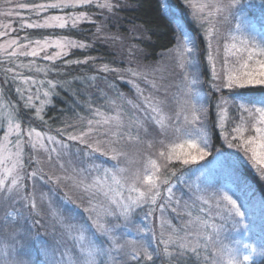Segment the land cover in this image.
<instances>
[{"label":"snow or ice","instance_id":"6c2138e0","mask_svg":"<svg viewBox=\"0 0 264 264\" xmlns=\"http://www.w3.org/2000/svg\"><path fill=\"white\" fill-rule=\"evenodd\" d=\"M6 2L8 6L0 10V17L8 18L7 23H0V111L7 110L0 119V166L10 162L11 167L0 173V223L15 225L13 235L24 238L31 234L29 219L35 226L50 216L54 225L60 226V239L51 249L45 244L43 261L21 257L5 260L4 264H157L164 258H168L167 264H250L256 247L245 245L251 251L242 260L237 259L221 237L228 217L234 226L243 223L245 217L233 198L239 184L234 164L243 160L264 179V92L247 96L238 91L264 88V39L258 41L244 20H238L235 27L230 25L240 0H183L202 30V40L198 45L178 24L180 35L163 54L172 57L180 70L179 90L171 96L168 87L163 83L158 87L155 80L156 73L163 69H120L98 63L102 58L91 55L70 58L77 51L92 49L97 41L121 40L120 36L106 35L105 30L110 22L119 20L122 0ZM93 8L99 11H91ZM84 25L94 26V31L89 35ZM29 30L39 35L33 36ZM203 44L206 47H201ZM132 48L143 52L138 44ZM72 66L88 67L95 75L81 72L69 80L66 77ZM124 73L131 77L127 83L136 89L132 99L116 90L115 83L105 84L107 91L97 86V92L88 94L85 101L91 118L76 114V123L64 120L63 127L51 134L58 117L48 115L49 106L55 107L60 90H71L79 81L72 92L79 97L83 94L80 86L91 87L101 74L107 81L108 74L123 80ZM137 81H143L152 91L146 95ZM204 84L208 91L201 93L197 86ZM13 90L16 101L7 99ZM212 101L216 118L209 124ZM37 121L47 131H38L33 126ZM217 130L228 148L238 153L215 150L211 163L233 162L225 165L222 186L209 191L198 184H186V190L177 196L174 178H179L185 166L196 165L210 155L211 134ZM193 133L196 138L185 140L179 150L169 147L172 140ZM68 142H77L74 152ZM129 145L137 146L139 160L130 156L126 150ZM41 150L47 154L49 171L37 158ZM69 155L77 165L71 168L72 175L67 174L66 165L72 164L65 160ZM100 156L106 160L97 163ZM67 182L79 193L76 199L87 203V217L68 207L76 205L72 198L65 197L67 204L53 207L42 191L39 199H48L49 204L41 215L36 184H52V192ZM223 208L227 215L221 214ZM145 209V221L160 214L158 236L149 224H135L137 212ZM169 211L176 215L165 219ZM216 218L221 223H216ZM173 219L183 223L177 226ZM56 235L53 232L54 239ZM40 238L37 232L34 239Z\"/></svg>","mask_w":264,"mask_h":264},{"label":"rangeland","instance_id":"374dc122","mask_svg":"<svg viewBox=\"0 0 264 264\" xmlns=\"http://www.w3.org/2000/svg\"><path fill=\"white\" fill-rule=\"evenodd\" d=\"M181 1L183 2V0ZM12 2L20 3V2H26V0H12ZM161 2L165 9L170 10L169 5H167L168 0H161ZM200 2L210 3L212 2V0H200ZM225 2H227V0H225ZM7 6L8 4L6 0H0V10L5 9ZM184 6H185V9L183 11H179V10L176 11L175 9L171 10V12H174V13L176 12V17L173 19L174 27L176 30L175 37L180 35L178 24L183 25V28L186 31L184 24L181 23V20L185 17L187 18L188 21H190L197 28V33H200L199 35L202 38V30L199 29L198 25H196L192 19V15H191L192 9L188 8L185 4ZM258 6H259L258 4L251 5L246 0H240V3L234 9L233 17L230 18V25L232 27H235V24L237 23L238 20L246 21L249 25H251L252 34L255 35L257 40L259 41L261 39H264V9L258 8ZM7 22H8V18L0 17V23H7ZM13 24L14 26H17V22L15 20H13ZM227 27L228 25H225V29ZM23 34L24 33H20V35H23ZM202 47H206V44H203ZM163 54L158 61L150 65H146L142 63L140 60L133 61L129 57V58H126L127 60H125L126 61L125 66L127 68L131 67L133 69L145 68V67H148V68L156 67V68L163 69L164 70L163 72L156 73L155 80L157 82L158 87L160 86L161 83L166 85L169 89L168 95L171 96L173 93H176L179 90V84H180V79H181L179 75L180 70L177 67L176 62L173 60L172 57L168 55H163ZM162 75L164 76L163 81L161 80ZM149 78L152 79L151 76ZM130 79L131 77L128 74L124 73V79L121 80V82L122 83L126 82L128 88L130 89L128 93H125L123 91H120V92H123L129 99H132L136 94V89L133 88L132 84L127 83V81ZM137 82L140 84V87L145 90L146 95L148 94L149 91H152L151 87L147 85L146 83H144L143 81H137ZM105 84H110V83H108L107 81L105 83L102 82L99 88L107 91ZM206 86L208 88L207 84ZM197 88L201 93H203L199 85L197 86ZM11 92L13 93V95H15L14 90ZM96 92H97V89L96 91H93L92 93H96ZM111 94L112 93H110V95ZM2 102L3 101H0V103ZM213 104L215 105V101H213ZM6 114H7V110L0 111V119H3L6 116ZM37 130L42 131L39 129ZM51 134L55 135V133L52 131H51ZM0 136H2V133H0ZM195 138H196V134L193 133L191 136H184L179 139H174L170 142L169 147L177 146V150H179L178 146L182 145L185 140L195 139ZM219 141H220L219 142L220 145L215 146L213 149V153L212 154L210 153V155L206 157L204 161H199L198 164L196 165L185 166L183 172L178 173L179 178L178 179L174 178L173 183L176 185L175 190H176L177 196H179L182 191L186 190V184H198L202 188H206L209 191H212L222 186L221 181L224 178L225 165L231 164L233 162L231 160H227V161H223V162L216 163V164L211 163V161H213V158L216 155L215 150L219 149L223 153H236V154L238 153L236 149L228 148L227 144L223 142L222 136H220ZM68 143L72 145V151L74 152L77 146L74 144V142H68ZM79 147H83V146L80 145ZM126 150L129 152L130 156L133 159L135 160L140 159L139 155H137L136 145H129ZM36 155H37V158L42 161L41 166L44 167V170L49 171L50 166L47 164V154L44 153L43 150H41ZM65 160L72 161L71 165H66V167H68L67 174L72 175L71 168L77 166L75 163V158L69 155L65 157ZM105 160H106L105 157L100 156L97 163L103 162ZM241 164L248 165L247 163L243 162V160H241L240 162H236L234 166L239 167ZM5 167H11V163L8 162L4 164L3 166H0V173L4 171ZM29 171H31V168H29ZM57 174L64 175L65 173L57 171ZM28 184H29V190H31L32 182L29 181ZM53 187L54 185L49 186L48 184L47 185H42L41 183L36 184L38 210L41 211V215H43L44 211L47 210L48 204H49L48 199H44L43 201L39 199L40 193L42 191L47 197H50L51 201L53 202V207H55L58 203L67 204L65 197L72 198L73 200L76 201V205H79V207H76V205H68V207H74L75 212L77 214L83 217H87L88 214L87 212L84 211V209L87 208L88 205L87 203L81 204V201L76 199L79 193L75 191L73 184L71 182L70 183L67 182L66 186L62 185L61 187L56 188L55 192L54 191L49 192V189ZM66 188L67 190H65ZM234 190L236 192V195L233 198L237 199L238 204L241 205V211L245 213V217L243 218V223L239 225H235V226H234L233 219L231 217H228L226 223H224V229L221 232V237L226 247L233 249L234 254L237 256V259L242 260V256L244 254H248L251 251V249L246 248L245 245L256 247L257 252L252 254V261H253L259 258L262 254L261 248H259L256 243V233L258 231L256 227L259 225V222H260L259 218L256 217V214L260 212L259 210L260 204L251 200V197H250L251 194H249V192H248L249 196L247 192L243 193L246 191V187L244 185L239 183L238 187H236ZM185 200H187V196H185ZM41 204L43 205L42 208L39 207ZM146 211L147 209H145L144 211L137 212L134 218L135 224L146 223V224H149L151 227H153L151 217L147 221L144 220V214ZM215 212H216V209L213 206L212 216L214 218H215ZM221 214L227 215V209L226 208L221 209ZM159 215H160L159 212H157L155 216L156 224L158 225L157 227L158 235L160 232ZM173 215H176V214L171 213L169 211L168 213L165 214V219H172ZM13 218H14V214H13ZM204 218L207 219V217H204ZM35 219H40V217L36 216ZM183 219L184 220L188 219L186 214H184ZM235 219L240 220L241 218L235 217ZM174 220L176 221H173V223L176 224L177 226L183 223L182 220H179V219H174ZM2 221H3V214L0 213V222ZM20 223L23 224L24 221L21 220ZM216 223H221V221L218 218H216ZM27 225L28 227L31 228V234L28 235L27 237L22 238V236L13 235L15 231V227H16L15 225L13 224L3 225L2 223H0V264H4L5 260H11L13 258H21V257L24 259H36L38 262L43 261L44 259H46L45 254H44L45 244L47 245L49 249H51L52 247L56 245V243L60 239V234H59L60 226L54 225V222L50 216L45 217L44 219H41L40 224L35 225V226H33L32 219H29L27 221ZM37 232L40 233L41 238L39 240L34 239L35 234ZM53 232L57 233L55 239L53 238ZM38 252H39V255H37ZM57 256H59V252H57ZM50 257H51V252H49V258Z\"/></svg>","mask_w":264,"mask_h":264},{"label":"trees","instance_id":"16d2710c","mask_svg":"<svg viewBox=\"0 0 264 264\" xmlns=\"http://www.w3.org/2000/svg\"><path fill=\"white\" fill-rule=\"evenodd\" d=\"M246 1L251 5L258 4V8L264 9V0ZM167 5H169L170 10L164 8L161 0H122L121 9L117 13L119 20L110 22L105 30L106 35L120 36L121 40L115 42H105L103 40L97 41L92 49L84 53L77 51L76 54L70 58L82 59L84 55L98 56L102 58L98 63H109L111 67L120 69H127L125 66V60L129 57L133 61L140 60L146 65L158 61L162 54L169 48H172L175 43L174 37L176 30L173 19L176 17V12H171V10L175 9L176 11H183L185 9L181 0H168ZM91 11L98 12L99 10L93 8ZM181 23L184 24L186 31L189 32L196 43L200 45L202 38L198 35L197 28L185 17L181 20ZM84 28L89 32V35L94 31V26L92 25H84ZM29 32L33 36L39 35V33H36L33 30H29ZM72 35L78 37L77 33H72ZM141 40L145 41V43L141 44ZM134 44H138L139 47L143 49V52L133 49L132 46ZM202 46L203 45H201V47ZM130 49L132 50V55H129ZM68 71L70 75L66 78L69 80H71L73 76H79L81 72H84L89 76L95 75L94 71H91L85 66H72ZM201 79L203 80L204 78L201 77ZM102 82H106L103 79V74H101V78L93 82L91 87L80 86L83 94L79 97L72 94L79 85V81L74 83L71 90H60V95L55 97L54 100L55 107L51 108V106H49L51 110L48 111V115L58 117V119H55L52 123V132L55 133V128L57 127H63L62 121L64 120H67L68 123H76V114L91 118L90 113L86 111L85 99L88 94L96 91L97 86L100 87ZM107 82L110 84L115 83L116 90L118 91H123L125 93L129 92L130 88H128L126 82L122 83L121 80L117 79L113 74H108ZM200 89L203 93L208 91L206 84L200 87ZM238 91L244 92L247 96H258L261 92H264V88L257 86L249 89H239ZM7 99L13 101L17 100L12 92L7 94ZM215 112L216 109L212 101L209 124H211V121L216 118ZM33 126L37 127L39 130L46 131L45 128L39 125L38 121ZM78 130L79 129H77V131ZM69 131L71 132L73 130L69 129ZM65 136L63 138L67 140ZM219 139L220 134L218 130L215 134H211L213 149L215 146L220 145ZM74 144L78 146L77 142H74ZM213 149L210 151L211 154L213 153ZM235 169L236 175L239 177V183L246 187V191L243 193L247 192L248 194L249 192V194H251V200L260 204V212L256 214V217L260 220L259 225L256 227L258 229L256 233V243L258 247L261 248L264 246V179L260 178L258 174L246 164H241L239 167H235ZM48 185L52 186V184ZM65 190H67V188ZM173 217H175V215H173ZM151 219L153 228L157 233L158 225L156 224V218L151 217ZM173 221L176 220L173 219ZM167 259L168 258H164L163 261L158 260L157 264H167ZM250 264H264V251H262L259 258L251 261Z\"/></svg>","mask_w":264,"mask_h":264}]
</instances>
